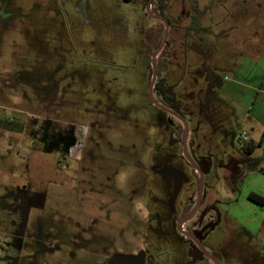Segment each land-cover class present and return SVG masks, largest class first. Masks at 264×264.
<instances>
[{"label": "rangeland", "instance_id": "rangeland-1", "mask_svg": "<svg viewBox=\"0 0 264 264\" xmlns=\"http://www.w3.org/2000/svg\"><path fill=\"white\" fill-rule=\"evenodd\" d=\"M0 23V264H214L177 229L200 173L182 229L264 264V0H0Z\"/></svg>", "mask_w": 264, "mask_h": 264}, {"label": "water", "instance_id": "water-1", "mask_svg": "<svg viewBox=\"0 0 264 264\" xmlns=\"http://www.w3.org/2000/svg\"><path fill=\"white\" fill-rule=\"evenodd\" d=\"M149 5H150V1L147 3V9L149 10ZM165 24H166V27H167V21L166 20H164L163 18H160ZM0 29H1V23H0ZM163 42H165V37H164V40H163ZM161 48V47H160ZM156 55V53L154 54V56ZM156 68L154 67L153 68V71H152V77H151V81H150V84H149V95H150V98H152V101L154 102V104L155 105H157V106H159V107H161V108H164V107H162V106H160L154 99H153V87H154V83H155V80H156ZM183 151L185 152V139H184V141H183ZM202 187H203V177H202V173H200V186H199V191H198V195H197V199H196V204H195V206H194V208H193V210L187 215V216H185L183 219H181L179 222H178V224H177V229L182 233V234H184L185 236H188V237H190L191 239H193L196 243H197V245H198V247H199V249H200V251L205 255V256H207L214 264H219V262L214 258V257H212L211 255H210V253L203 247V245L199 242V240H198V238L197 237H195V236H193L192 234H190V233H188L187 231H185L184 229H182V224L184 223V222H186L189 218H191L194 214H195V212H196V210H197V208H198V205H199V202H200V198H201V194H202Z\"/></svg>", "mask_w": 264, "mask_h": 264}, {"label": "trees", "instance_id": "trees-1", "mask_svg": "<svg viewBox=\"0 0 264 264\" xmlns=\"http://www.w3.org/2000/svg\"><path fill=\"white\" fill-rule=\"evenodd\" d=\"M147 6V4H146ZM162 5H160L161 7ZM155 89L157 91L158 94L162 95L163 98H167V99H172V97H170L168 94H166V92L164 91V87L162 86L161 82H156L155 83ZM170 97V98H169ZM74 143V136L73 135H62L61 133L57 134L54 142H53V146L57 147L59 144L62 145L64 150H68V148ZM248 199H250L251 201L263 205L264 206V196L261 194H258L256 192H250L248 194Z\"/></svg>", "mask_w": 264, "mask_h": 264}, {"label": "built area", "instance_id": "built-area-1", "mask_svg": "<svg viewBox=\"0 0 264 264\" xmlns=\"http://www.w3.org/2000/svg\"><path fill=\"white\" fill-rule=\"evenodd\" d=\"M149 9H150V6H149ZM240 138H241L242 140H245V136H244L243 134H240Z\"/></svg>", "mask_w": 264, "mask_h": 264}, {"label": "flooded vegetation", "instance_id": "flooded-vegetation-1", "mask_svg": "<svg viewBox=\"0 0 264 264\" xmlns=\"http://www.w3.org/2000/svg\"><path fill=\"white\" fill-rule=\"evenodd\" d=\"M156 83V82H155ZM155 83H154V86H155ZM155 87H153V89H154ZM58 132H61V131H58ZM182 227V226H181Z\"/></svg>", "mask_w": 264, "mask_h": 264}]
</instances>
